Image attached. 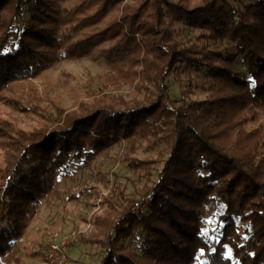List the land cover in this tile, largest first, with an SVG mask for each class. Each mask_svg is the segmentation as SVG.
<instances>
[{
	"label": "trees",
	"instance_id": "trees-1",
	"mask_svg": "<svg viewBox=\"0 0 264 264\" xmlns=\"http://www.w3.org/2000/svg\"><path fill=\"white\" fill-rule=\"evenodd\" d=\"M124 1L0 0V95L64 61H101L148 95L101 96L30 132L0 123V264H21L19 239L73 167L132 140L162 150L129 162L145 184L104 199L80 237L98 264H264V0ZM176 24L227 45L185 46ZM173 71L202 75L206 99H171Z\"/></svg>",
	"mask_w": 264,
	"mask_h": 264
},
{
	"label": "rangeland",
	"instance_id": "rangeland-1",
	"mask_svg": "<svg viewBox=\"0 0 264 264\" xmlns=\"http://www.w3.org/2000/svg\"><path fill=\"white\" fill-rule=\"evenodd\" d=\"M123 3L132 4V1ZM174 36L185 46L201 44L212 49L227 45L213 44L200 31L181 24L175 25ZM235 69L240 75L245 73L239 60ZM166 82L169 96L180 103L203 101L207 97L202 88L204 78L199 73L173 71ZM101 96L122 98L125 102H144L148 98L145 91L134 88L101 61H64L57 71L46 70L33 79L4 89L0 95V123H8L13 131L51 128L65 113L77 111L81 104H91ZM14 99L19 102L14 103ZM19 103L35 108L39 114L17 110ZM255 126L249 125L250 128ZM161 150V146L150 147L147 141H126L100 153L87 168L73 167L70 177L60 184L63 199L50 208L41 205L25 235L19 239L21 264H46L43 250L51 241H68L64 244L67 264H98L101 250L83 243L80 237L90 234L92 220L104 210V199L119 194L133 197L136 188L145 184L144 170L133 171L129 162L153 160ZM3 165V152L0 151V166ZM70 194L75 195L76 200H68ZM213 226L214 220L205 215L203 231Z\"/></svg>",
	"mask_w": 264,
	"mask_h": 264
},
{
	"label": "built area",
	"instance_id": "built-area-1",
	"mask_svg": "<svg viewBox=\"0 0 264 264\" xmlns=\"http://www.w3.org/2000/svg\"><path fill=\"white\" fill-rule=\"evenodd\" d=\"M67 243L68 241L62 243L51 241L45 245L43 256L46 264H67V252L64 247V244Z\"/></svg>",
	"mask_w": 264,
	"mask_h": 264
}]
</instances>
